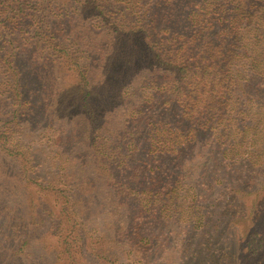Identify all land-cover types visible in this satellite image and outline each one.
I'll list each match as a JSON object with an SVG mask.
<instances>
[{"label": "rangeland", "instance_id": "rangeland-1", "mask_svg": "<svg viewBox=\"0 0 264 264\" xmlns=\"http://www.w3.org/2000/svg\"><path fill=\"white\" fill-rule=\"evenodd\" d=\"M6 2L0 0V58L12 54L16 63L20 61L21 49L32 42L23 35L34 28L37 15L46 17H40L46 37L51 42L61 39L67 51L58 52L64 56L61 71L50 64L42 73L41 65H32L35 59L26 58L31 92L27 109L17 112L16 121L11 120L16 108L12 96L0 97V142L5 148L14 147L16 155L0 153V264H59L64 252L58 241L67 231L66 220L76 225L89 250L104 227L114 223L111 201L96 174L94 145L98 143L104 152L99 158L114 161L120 153L145 158L155 127L174 125L180 118L181 108L176 101L170 102L172 95L165 86L170 72L157 62L145 37H152L159 46L175 31L190 33L204 20L196 24L195 14L206 16L208 10L201 11L203 0H29L21 7ZM84 82L87 88L81 91ZM80 94L87 97L88 109L80 108ZM91 125L102 127L90 131ZM21 150L22 156L16 153ZM225 162L240 180H248L259 198L250 227L262 245L257 253H240L239 257L243 256V264H264V168L243 161ZM192 173L198 174L195 167ZM236 179L233 176L230 184ZM213 192L204 206L216 211L219 207L213 206L211 198L229 196L224 181ZM244 203L250 207L251 200L245 198ZM182 220L179 225L194 222L193 218L189 224ZM145 221L151 223L150 237L180 230L174 223L163 224L162 219ZM220 221L224 241L236 249L241 237L234 230L241 225L233 230L227 218L222 216ZM169 235L171 246L174 235ZM69 240L76 249V237ZM88 256L89 264H99Z\"/></svg>", "mask_w": 264, "mask_h": 264}, {"label": "trees", "instance_id": "trees-1", "mask_svg": "<svg viewBox=\"0 0 264 264\" xmlns=\"http://www.w3.org/2000/svg\"><path fill=\"white\" fill-rule=\"evenodd\" d=\"M10 1L20 7L29 3ZM203 4L201 11L208 12L206 16L195 14L196 24L204 19L199 28L190 33L175 31L159 46L153 44L152 37H145L157 62L170 72L165 86L172 95L170 102L176 101L181 108L178 122L155 127L145 158L138 159L133 153H120L114 161L99 158L104 152L98 149V143L94 145L96 174L100 188L111 201L110 220L114 223L104 227L89 250L76 225L66 220L67 231L58 241L64 252L59 264H89L88 254L99 264H243L239 254L257 253L262 245L257 231L250 227L255 220L252 209L259 198L253 195L256 193L248 180H240L225 161L264 168V0H203ZM37 16L34 28L23 35L24 40L32 42L21 49V62L16 63L12 54L0 58V63L4 61L0 64V97L12 96L16 104L11 118L14 121L17 112L24 113L29 104L26 58L35 59L32 65H41L42 73L50 64L59 71L64 65V56L58 54L67 51L64 42L57 38L51 42L40 20L46 17ZM86 88L84 82L81 91ZM86 100L80 94L81 109H88ZM90 127L91 131L102 126ZM13 149L0 142V153L16 156ZM16 153L25 154L23 150ZM171 163L175 164L169 168ZM194 167L197 175L192 173ZM218 167L222 174L217 172ZM233 176L237 179L230 184ZM223 181L229 196L211 198L213 206L219 208L208 209L204 202ZM245 198L251 200L250 207L244 203ZM189 215L193 224H178L182 218L189 224ZM222 216L233 230L241 225L234 230L241 237L236 249L224 241ZM150 218L174 223L180 230L150 237L151 223L145 221ZM170 233L174 238L168 246ZM72 235L77 239L76 249L69 240ZM25 244L23 241L21 249Z\"/></svg>", "mask_w": 264, "mask_h": 264}]
</instances>
